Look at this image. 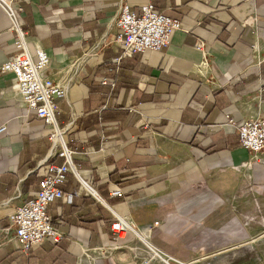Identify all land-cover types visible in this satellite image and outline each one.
Returning <instances> with one entry per match:
<instances>
[{
	"label": "crops",
	"instance_id": "obj_1",
	"mask_svg": "<svg viewBox=\"0 0 264 264\" xmlns=\"http://www.w3.org/2000/svg\"><path fill=\"white\" fill-rule=\"evenodd\" d=\"M5 1L21 9L27 43L50 57L41 77L66 90L57 120L102 202L69 174L72 202L47 210L65 239L19 248L9 216L61 160L13 75L0 73V264H264V156L243 150L229 124L264 120V0H154L184 30L130 58L114 19L121 2L138 12L146 0ZM14 40L0 7V66ZM112 185L122 198L109 196ZM113 215L135 232L113 240Z\"/></svg>",
	"mask_w": 264,
	"mask_h": 264
},
{
	"label": "built area",
	"instance_id": "obj_2",
	"mask_svg": "<svg viewBox=\"0 0 264 264\" xmlns=\"http://www.w3.org/2000/svg\"><path fill=\"white\" fill-rule=\"evenodd\" d=\"M0 7L11 23L15 34L13 42L14 55L0 66L1 74H11L14 78V93L25 105L27 113L33 115L36 122L42 123L47 129V140L50 143V153L61 160V164L49 165L46 174L39 183L37 193L28 201L16 207L9 216V222L14 229V239L19 248L27 253L32 247L44 242L59 244L65 239L57 224L47 213L50 204L61 199L72 202V196L62 190L69 174L78 180L87 197L102 202L96 191L77 172L73 157L77 153L74 137L66 135L69 126H61L58 116L61 114L58 102L65 99V88L43 79L41 73L49 66L50 57L40 47L32 46L26 41L27 32L18 22L21 9L13 3L0 0ZM117 29L114 42L122 50V58H130L134 54L144 55L147 52H161L169 46L173 35L184 30L180 21L171 19L160 13L154 0H146L138 5V12L126 2L118 6L114 19ZM202 51V44L196 46ZM105 84V81L102 82ZM229 124L237 130L240 147L253 154L258 159L264 156V120L235 122ZM5 131L0 128V134ZM101 149L96 153H104L107 138L100 137ZM87 150L85 154H90ZM123 191L117 186L109 187L111 198H122ZM114 216L111 224L113 240L125 239L134 233V226L127 220ZM169 264V262H167Z\"/></svg>",
	"mask_w": 264,
	"mask_h": 264
}]
</instances>
